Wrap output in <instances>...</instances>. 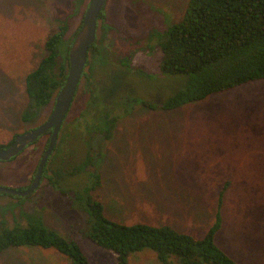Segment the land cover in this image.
<instances>
[{
	"label": "rangeland",
	"instance_id": "1",
	"mask_svg": "<svg viewBox=\"0 0 264 264\" xmlns=\"http://www.w3.org/2000/svg\"><path fill=\"white\" fill-rule=\"evenodd\" d=\"M89 1L83 0L66 37L79 26ZM186 3L107 0L96 34V62L85 69L93 77L87 85L80 83L56 142L60 156L71 153L73 158H67L74 164H82L89 150L91 165L83 174L57 179L51 176L57 165L52 160L46 172L56 189L42 179L19 204L0 194V219L7 228L26 226L19 214H32L76 243L88 264H116L113 255L84 235L87 195L102 203L110 221L169 225L196 239L204 236L219 211L216 246L235 264H264V81L176 109L162 108L183 88L184 77L159 71L154 34L179 22ZM71 7L72 0H0V145L11 144L49 116L53 104L38 110L31 122L21 120V113L32 108L24 94L25 77L46 56L47 36L57 31L58 20ZM92 106L113 109L118 117L109 139L88 126ZM48 140L45 135L17 157L0 161V187H27ZM0 264L71 263L53 250L25 247L1 253ZM128 264L162 263L143 250L131 255Z\"/></svg>",
	"mask_w": 264,
	"mask_h": 264
},
{
	"label": "trees",
	"instance_id": "2",
	"mask_svg": "<svg viewBox=\"0 0 264 264\" xmlns=\"http://www.w3.org/2000/svg\"><path fill=\"white\" fill-rule=\"evenodd\" d=\"M82 4L83 0H72L70 13L58 20L57 31L48 35L44 42L46 56L25 77L24 94L32 106L21 113V120L25 123L34 120L38 110L49 109L64 84L68 50L82 19L71 37H66V34ZM103 11L98 18L97 30L104 16ZM154 37L158 38L159 71L169 77H184L183 88L165 100L162 106L164 110L201 101L251 82L264 81V0H187L179 22L161 33H155ZM97 39L96 36L95 42L89 47L86 66L90 53L98 48ZM92 107L94 114L88 126L103 135L104 139H109L118 117L113 109L99 110ZM88 144L86 142L85 146ZM9 145H0V149ZM70 155L60 156L55 146L47 161L54 160L57 164L54 172H51L52 177L61 179L83 174L91 165L89 150L82 164H74L69 160L73 158ZM46 165L42 179H46L49 186L56 189L48 177ZM87 174L90 178H98L94 174ZM12 197L18 204L27 198ZM221 199L222 195L220 203ZM84 201L88 225L85 237L95 247L113 255L116 264H128L131 255L143 250L153 252L162 264H235L215 244V235L221 227L219 211L204 236L196 239L169 225L126 226L110 221L99 200L87 195ZM19 217L24 218L26 226L7 228L5 220L0 219V254L10 248H40L57 252L71 264H88L76 243L49 230L40 217L26 213H20Z\"/></svg>",
	"mask_w": 264,
	"mask_h": 264
},
{
	"label": "water",
	"instance_id": "3",
	"mask_svg": "<svg viewBox=\"0 0 264 264\" xmlns=\"http://www.w3.org/2000/svg\"><path fill=\"white\" fill-rule=\"evenodd\" d=\"M107 0H90L84 11L82 23L68 50V69L63 86L54 98L52 110L42 124L14 137L13 142L6 148L0 149V161H10L31 146L42 136L49 134L48 144L37 165L30 185L24 190H13L0 187V193L28 197L39 187L45 165L53 153L58 136L68 115L87 63L89 47L95 42L98 18Z\"/></svg>",
	"mask_w": 264,
	"mask_h": 264
},
{
	"label": "flooded vegetation",
	"instance_id": "4",
	"mask_svg": "<svg viewBox=\"0 0 264 264\" xmlns=\"http://www.w3.org/2000/svg\"><path fill=\"white\" fill-rule=\"evenodd\" d=\"M95 52V53H94ZM94 52H91L90 53V56H89V63L87 64V66H85V68H84V72H83V74H82V77H81V79H80V82H79V85H80V83H84V85H87V83H88V80H91V78L93 77L92 76V74H91V71H89L90 72V75H89V73H88V71H85V69L86 68H88V69H90L91 70V68H93L94 67V64H95V62H96V54H97V52H98V48L96 47V49H95V51ZM126 63H127V61H125L124 63H123V65H125L126 66ZM85 74V75H84ZM79 85H78V88H79ZM77 88V89H78ZM78 91V90H77ZM77 91H76V93H77ZM76 95V94H75ZM74 101V100H73ZM73 104V103H72ZM30 185V184H29ZM28 185V186H29Z\"/></svg>",
	"mask_w": 264,
	"mask_h": 264
},
{
	"label": "crops",
	"instance_id": "5",
	"mask_svg": "<svg viewBox=\"0 0 264 264\" xmlns=\"http://www.w3.org/2000/svg\"><path fill=\"white\" fill-rule=\"evenodd\" d=\"M173 228V227H172Z\"/></svg>",
	"mask_w": 264,
	"mask_h": 264
}]
</instances>
